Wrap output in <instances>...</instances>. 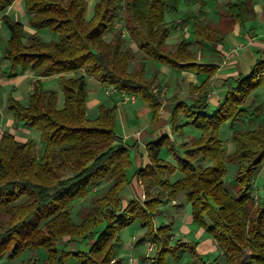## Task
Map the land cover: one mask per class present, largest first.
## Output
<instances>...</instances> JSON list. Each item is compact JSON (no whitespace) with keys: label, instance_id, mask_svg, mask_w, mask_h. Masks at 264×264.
I'll list each match as a JSON object with an SVG mask.
<instances>
[{"label":"trees","instance_id":"1","mask_svg":"<svg viewBox=\"0 0 264 264\" xmlns=\"http://www.w3.org/2000/svg\"><path fill=\"white\" fill-rule=\"evenodd\" d=\"M15 1L0 0L1 21L10 33L2 51L8 75L28 71L39 77L59 75L64 105H59L58 91L45 88L41 79L27 102L13 96L8 100L13 117L25 127L39 129L45 145L40 156L34 138L21 141L9 130L2 134L0 257L44 249L48 256L41 264H123L116 250L120 234L139 220L146 229L144 238L156 245L149 264H168V255L180 257L185 252L199 264H264V197L257 200L254 195L256 173L264 163V123L234 129L230 153L222 137L227 123H238L252 110L257 115L264 110L259 92L264 87V52L253 60L249 72L223 79L224 98L214 105L209 94L220 64L199 62L186 40L174 50L168 48L174 27V19L168 17L181 12L186 0H98L91 17L89 0H25L33 33L7 13ZM189 1L202 7L189 15L196 40L210 45H223L236 24L257 17L252 1L228 2L223 13L230 21L214 27L204 21L208 0ZM123 17L124 28L117 29ZM124 29L144 54L133 69L135 52L125 45ZM45 30L57 38L45 40ZM109 32L113 36L107 39ZM149 57L208 74L199 84L190 83L188 99H179L177 94L168 101L162 88L147 78ZM88 76L129 97H141L153 110V122L171 104L174 131L184 126L179 123L182 114L201 131L184 156H178V166L160 157L165 144L176 155L171 134L147 143L150 161L136 171L144 184L145 200L123 201L122 193L132 181L131 147L118 133L117 105L102 104L99 114L90 116ZM229 163L238 164L235 194L226 184ZM177 172L178 179L171 181ZM103 183H110L106 191L76 221L73 205ZM153 185L167 192L166 200L152 193ZM180 193L192 205L193 221L217 242L219 256L212 262L199 252L198 242L174 240L172 223H155L160 206Z\"/></svg>","mask_w":264,"mask_h":264},{"label":"rangeland","instance_id":"2","mask_svg":"<svg viewBox=\"0 0 264 264\" xmlns=\"http://www.w3.org/2000/svg\"><path fill=\"white\" fill-rule=\"evenodd\" d=\"M98 0H89V11H88V17H91L93 14L95 3ZM240 0H208V4L204 9L207 10L208 14L204 18V21L207 23H210L211 25L218 26L219 24L224 23L225 21L229 22L228 16H225L224 7L225 4L228 2H237ZM253 2L255 8L260 11V8L264 6V0H250ZM202 7L198 3H193L189 0H186L183 2L182 10L176 15H172L169 17H176L174 20L171 21V25L174 26L171 30V33L167 39L168 48L171 50H174L176 45L181 40L189 41L192 45V49L196 52L198 56L199 62L203 63H211L215 62L218 63L219 61L223 60L224 63H227L228 60L230 61L231 58L227 57L226 55H221L219 51V47L214 45H210L209 43H203L198 42L196 40V37L194 35L193 31V25L192 21L189 17L192 13H198V11ZM223 15V16H222ZM15 17V16H14ZM225 17V18H224ZM16 18V17H15ZM27 18V17H26ZM23 16H19V20L23 21L25 23V19ZM125 24V17L121 19L120 22L116 24V28H124ZM27 26V25H26ZM7 28V27H6ZM254 28L256 30H254ZM241 37L238 38L236 35H234L236 41L238 43H246L248 41V37H245L247 32H251V35H254L257 39H264V24H261L259 21V17L257 16L255 19H252L246 24L241 25ZM29 32V31H28ZM43 37L45 40H51L56 39L57 34H54L48 30H45L42 32ZM125 34V45L130 46L133 51L135 52V59L131 63V69H133L135 66H138L140 64V61L144 57V54L139 49L137 43L132 39L129 32L124 29ZM230 34V33H229ZM228 34V35H229ZM226 36V39L228 37ZM113 36L112 32L107 33L106 38L110 39ZM6 38H3V41L1 42V46L4 49L6 45ZM231 38L229 37L227 41L229 43L223 44V49L225 51H229L231 49H236L238 46L235 43H232ZM236 45V46H235ZM222 46V45H221ZM243 49V46H242ZM237 49L238 53L240 52ZM226 56V57H225ZM234 59V58H233ZM235 59H239L237 53L235 54ZM253 63V60L251 64ZM223 64V62H222ZM250 71V66L245 68V73ZM208 74V71H202L199 72L197 70H190V69H182L176 66H173L169 63L156 60L154 58L149 57L147 59V78H151L153 84L155 87L162 88L163 93L166 95L165 100H172L173 98H176L175 96L179 94V99H188L189 96V86L190 83L195 82V80L198 78L199 81H202L205 76ZM222 74V73H221ZM88 100H92L93 98H98L100 102L96 105V108L89 109V114L91 117L96 116L99 114V108L100 105L104 104L106 106H114L117 105V130L120 135L123 137L125 135H130L131 139L128 142L129 146L131 147V158L133 160V165L129 169V176L132 179L131 184L126 188V192L130 186L134 184V179H136V171L140 167H144L149 163L148 158V152H147V144L146 142H143L141 140V145H136L134 143L135 139L132 137V134L141 133L144 130H152L151 128H154L155 123L153 122V110L150 106L146 105L149 108V112L142 108V104L139 105V103H144L143 99L141 97H127V95H124L120 91H116L112 89V87H106L100 82L93 81V79H90V76H88ZM222 76L216 77V79H213L212 84L213 88L210 96V101L214 105H218L221 101L222 93L218 88V85L223 79H221ZM33 83H36L31 79ZM30 81V83H32ZM43 85L45 88H51L55 89L59 93V105H64V92L62 91L61 84L59 82V78L57 77H51L49 79H46L43 82ZM263 92L264 95V89H259V92ZM165 98V97H164ZM146 104V103H144ZM257 104V103H256ZM213 105V106H214ZM171 106V104L169 105ZM8 113H10L9 109H7ZM167 118H169L168 125L170 126V129L167 131V129L163 132V134L169 133L172 131L171 138L173 141V144L175 146L176 155L173 154V152L168 148V146L165 144L160 152V157L165 158L167 161L171 162L172 164L178 166V156H184V153L190 149L193 145V141L196 137H198L201 133V131L196 128L193 124H188V118L185 115L180 116L179 123L184 124V126H181L178 129L173 130V122L171 120V116L167 114ZM264 123V112L261 113V115H257L253 112V110L244 118H241V120L238 121L236 124H230L227 123L223 126L222 131V137L224 140V146L227 148L228 151H232L234 147V140L232 137V132L234 129H240V128H255L257 125ZM158 125V124H156ZM15 130V134L17 135L18 139L24 141L27 140V138H34L37 141L38 151L39 155H42L43 147H44V141L41 137V131L36 128H29L30 131L22 130V127H25L23 124L20 125L18 123L16 126H11ZM165 127V126H163ZM28 128V127H27ZM149 128V129H148ZM160 129V128H158ZM132 133V134H129ZM162 134V135H163ZM161 133L158 137L162 136ZM136 136V137H135ZM134 137L137 139H140L135 135ZM154 139V138H153ZM140 144V143H139ZM144 160L143 166H140L142 164H138L140 161ZM208 164V162L201 161V163ZM238 169V164L236 163H229L228 164V174L226 176V184L229 187V189L232 191V193L235 194L237 190V184L235 183V175L236 171ZM179 177V172L172 175L170 177L171 181L177 180ZM140 184L144 186L143 182L141 180ZM110 183H103L102 186L98 189V191L93 192L85 199L77 201L73 207H72V213L73 217L76 221H79L81 219V213L83 210L92 207L95 203V199L103 194L106 189L108 188ZM255 187H254V195L257 200L263 199L264 197V163L261 165L259 170L256 173L255 177ZM154 187V188H153ZM145 190V189H144ZM123 191L122 198L125 199L126 192ZM152 193H160L162 196H164L166 200L167 192L163 191L160 187L153 185L152 186ZM141 200H145V195L143 194ZM179 199L178 202H182L183 205L176 204V208L184 207L183 210L177 211L176 208H172L171 214L174 215V235L176 239H183L184 237L191 238L189 241H197V235H196V229L203 228L199 224L195 223L192 219V205L191 203L186 199L184 193H180L179 196L176 198ZM175 200V199H174ZM129 201V200H128ZM173 201V200H172ZM169 200H167L166 203H169V205L172 203ZM164 203L160 207L162 208ZM174 207V205H171ZM162 212V210H161ZM159 213L155 217V223H157L159 226L162 225V222L165 220L164 214L167 212ZM168 218L171 216L167 214ZM190 216V217H189ZM190 218V221H189ZM156 224V225H157ZM168 224V223H164ZM189 231L191 233H187L185 231ZM146 233V229L142 227L139 220H136L132 224L126 226L121 234V242L120 245L116 247L117 255L123 258V264H144V258H147L146 263L149 264L155 255L156 252V245L153 241L149 240L148 238H144ZM210 236V234L204 229L202 236ZM174 239V240H176ZM184 240V239H183ZM204 241V240H202ZM208 246L216 248L218 250L217 242L216 240L209 239ZM77 246L78 245H74ZM219 252V251H218ZM218 252H214L212 255L207 256L208 261L212 262L216 257ZM48 253L44 249H40L38 251L34 250H25L22 253H20L18 256L15 257H9L8 255L4 257H0V264H32V260H34V264H41L45 258H47ZM168 264H198L197 260L192 256L190 252L183 253L180 257H174L172 255H168L167 257ZM195 260V261H194ZM194 261V262H192ZM76 264V261L74 262ZM224 264V261H223Z\"/></svg>","mask_w":264,"mask_h":264},{"label":"crops","instance_id":"3","mask_svg":"<svg viewBox=\"0 0 264 264\" xmlns=\"http://www.w3.org/2000/svg\"><path fill=\"white\" fill-rule=\"evenodd\" d=\"M256 10H257V16L259 17L260 23L264 24V6H262L260 8V11H258L257 8H256ZM7 13L10 14L12 17L15 16L16 18L15 17L14 18L18 19V20H19V16H23L24 18L27 17L24 20L25 24L27 25L26 26L27 31H29V33H33L35 31L28 24V16H27L26 9H25V0H16L14 2V4L9 7V9L7 10ZM174 18H176V17H168V20H172ZM254 30H256V29L254 28ZM241 32H242L241 24H236L233 31L230 32V34L228 35V37L226 39V43H229V41H227V40L230 37L231 42L238 45L236 47V49L234 48V49H231L229 51H225L223 49V45L222 46L221 45H215V46L219 47V51H220L222 56L226 55L227 57H229L231 59H230V61L228 60L227 63H224L223 60H225V59L218 62V64H220V66H221L220 71H219V74H217L213 79H216V77H218V76H222L221 79H225L229 76L237 75L239 73L244 72L245 68L249 67L251 65L252 60H255V58L260 53L264 52V39H260V40L257 39L254 35H251V32H247L245 35V37L249 38L246 43H244V42L238 43V41H236L234 35H236V37L240 38ZM9 37H10L9 30L3 24V22L1 21V17H0V139H1L4 131H6V130H9V131L15 133V130L11 126H14V125L16 126L19 123L13 117L11 112L10 113L6 112L7 106H8V100H9L10 96L15 97V98L21 100L22 102H27L29 95L32 92V90L34 89L35 84H36V83H33L31 81V79H33V81L35 80L34 82H36L38 79H41L42 82H44L46 79H49V78L54 77V76L58 78V76H59V75H53V76H49V77H39L33 71L21 72L17 76H9L8 75L9 74L8 73L9 72V65L7 64V62L5 60L2 59V55H3L2 51L4 49L1 46V42L3 41V38H6L5 40H7ZM242 46H243V49H242ZM240 48L242 50H239L240 52L238 53L237 49H240ZM236 53H237L239 59H235ZM222 62H223V64H222ZM66 74L67 75H74L75 73L69 72ZM88 78L89 77H87V79ZM90 79H93V81H96L93 77H90ZM213 79H212V81H213ZM30 81L32 83H30ZM200 82L201 81H199V79L197 78L194 83L199 84ZM219 84L220 85H218V88H220L219 90L222 93V97H221V100H222L224 98L226 89H225L224 85L222 84V81ZM261 89H264V87H261ZM260 94L262 97V101H264V95H263L262 90H261ZM127 97H129V96H126V98ZM132 98H134V97H132ZM99 102H100V100L98 98H93L92 100H88V108L89 109L93 108V110H94V108H96V105ZM139 105H141L142 108L147 110L148 112L150 111L149 108L146 106L147 104H144L141 102V103H139ZM89 109H88V112H89ZM262 112H264V110ZM167 114L171 116V106H168V105H166L162 108V111L160 114V120L158 121V123L153 124L154 128L149 127L152 130L146 129L143 132L137 133V134L136 133L135 134L129 133V134H132V137L135 139L134 143L138 146V145L142 144L141 140H143V142H146V144H147L153 138L156 139L160 133L162 135L166 129L168 131L170 129V126L168 125L169 118H167ZM156 124H158V125H156ZM163 126H165V127H163ZM158 128H160V129H158ZM21 129L25 130V131H30V130H28L29 128H27V127H22ZM170 134H172V131H170ZM135 135H137V137H139L140 139L135 138L136 137ZM123 138L127 142L131 139V136L125 135ZM127 144H128V142H127ZM37 148H38V146H37ZM233 150H234V147H233ZM230 152L231 151H229V153ZM148 158H149V155H148ZM149 161H150V159H149ZM143 162H144V160L140 161L138 164H142L140 166H143ZM128 190H129V192L125 191L126 195H125V199L123 198L124 202H127L128 200H131L133 198H139L140 199V198H142L143 194L145 195L144 186H142L140 184V181L137 177H136V179H134V184L132 186H130L128 188ZM178 201H179V199H175L172 201V203L170 205H169V203H166V205H164L162 208L160 207L162 212H164V211L167 212L164 214L165 220L162 222V224L172 223L173 228H174L175 222H174V215L171 214L172 208H176L177 207V206H175L176 204L183 205L182 202H178ZM171 205H174V207H172ZM180 205L178 208H176L177 211H181L184 209V207H183L184 205L182 207H180ZM167 214H169L171 217L168 218ZM189 221H190V218H189ZM157 226H159V225L157 224ZM203 231H204L203 228L196 229V235H197V238H196L197 241L196 242L199 243V246H198L199 252L205 257V260H207L208 259L207 256L212 255L214 252H218V250H216V248L208 246V243H209L208 241H209V239L211 240L212 236L211 235L207 236V234H205V236H202ZM185 232L191 233L189 231H185ZM174 239H176L175 235H174ZM183 239L185 241H189L191 238L184 237ZM202 240H204V241H202ZM212 240L215 241V239L213 237H212ZM218 256H219V252L217 254V257ZM194 261H192V262H194ZM209 261H211V260H209ZM198 264H199V262H198Z\"/></svg>","mask_w":264,"mask_h":264}]
</instances>
